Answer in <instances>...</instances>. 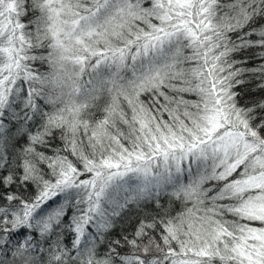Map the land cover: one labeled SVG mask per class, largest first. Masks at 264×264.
<instances>
[{"label": "snow or ice", "instance_id": "obj_1", "mask_svg": "<svg viewBox=\"0 0 264 264\" xmlns=\"http://www.w3.org/2000/svg\"><path fill=\"white\" fill-rule=\"evenodd\" d=\"M0 264H264V0H0Z\"/></svg>", "mask_w": 264, "mask_h": 264}]
</instances>
